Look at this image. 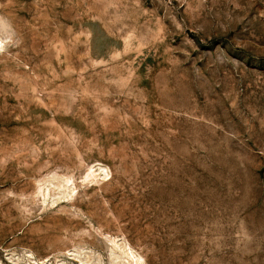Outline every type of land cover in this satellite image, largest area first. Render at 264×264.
I'll return each instance as SVG.
<instances>
[{"label":"rangeland","instance_id":"rangeland-1","mask_svg":"<svg viewBox=\"0 0 264 264\" xmlns=\"http://www.w3.org/2000/svg\"><path fill=\"white\" fill-rule=\"evenodd\" d=\"M0 34V264H264V0H0Z\"/></svg>","mask_w":264,"mask_h":264},{"label":"bare ground","instance_id":"bare-ground-1","mask_svg":"<svg viewBox=\"0 0 264 264\" xmlns=\"http://www.w3.org/2000/svg\"><path fill=\"white\" fill-rule=\"evenodd\" d=\"M4 45V38L0 34V49L3 48ZM1 51V50H0ZM91 167V168H90ZM88 170V175L86 179H92L93 181H101L105 180L109 177L110 172L108 167L103 165H97L93 164V166H90ZM110 178V177H109ZM108 178V179H109ZM39 184V192L43 196L44 201H47V198H53L52 203L55 204L61 199H69L73 196L74 192L76 191L75 182L72 177H64L59 176L58 174H53L52 176L45 178L43 180H40ZM51 192H53L51 194ZM113 240V248L112 250V257L113 259L120 258L123 261H126L127 264H145L144 258L142 260L141 256L135 252L131 248V246L128 243H119L118 240ZM116 248L120 249V252L116 251ZM81 250L78 249V256L81 255ZM94 256V255H93ZM83 260L82 258H80ZM85 259V258H84ZM87 259V258H86ZM92 259V258H91ZM91 259L88 258L87 264H91ZM44 263V262H43ZM40 264V263H39Z\"/></svg>","mask_w":264,"mask_h":264}]
</instances>
